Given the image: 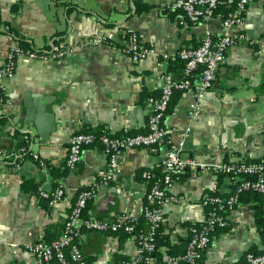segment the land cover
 I'll use <instances>...</instances> for the list:
<instances>
[{"label": "crops", "instance_id": "crops-1", "mask_svg": "<svg viewBox=\"0 0 264 264\" xmlns=\"http://www.w3.org/2000/svg\"><path fill=\"white\" fill-rule=\"evenodd\" d=\"M172 1L0 0V66L6 64L8 50L24 41L28 44L24 49L50 55L54 46L68 50L61 58L19 56L13 75L2 78L0 264H47L28 247L61 235L82 190L92 192L89 212L94 216L142 217L148 188L142 174L145 170L161 174L169 143L155 152L142 147L125 150L108 183L104 182L108 157L100 146L85 147L73 168L67 164L68 147L71 137L82 130L147 131L151 98L161 91L162 75H184L180 49L198 46L208 30L215 37L222 33L221 13L206 22L192 23L171 7ZM139 2L148 9L138 12ZM129 28L136 29L142 42L155 49L152 54L135 59L126 52ZM235 29L243 38L229 49L204 108L190 119L188 105L194 90H187L164 118L172 140L181 138L190 125L185 154L198 162L176 182L171 192L175 199L164 206V232L182 249L194 226L205 219L201 199L216 192H234L233 178L222 177L219 167L264 157V0L251 2L244 22ZM107 31L114 34L111 40L92 43ZM46 102L51 103L49 111ZM27 117L34 144L22 128L11 126ZM24 140L29 141L28 152L20 148ZM26 180L34 185L32 189L23 188ZM58 186L66 194L50 205L39 188L52 191ZM255 204L246 199L238 203L229 214L227 229L204 250V264H236L249 251L264 252L261 215ZM79 244L90 264H118V253L131 258L139 254L133 236L121 242L114 234L83 229ZM162 251L165 258L168 248Z\"/></svg>", "mask_w": 264, "mask_h": 264}, {"label": "built area", "instance_id": "built-area-1", "mask_svg": "<svg viewBox=\"0 0 264 264\" xmlns=\"http://www.w3.org/2000/svg\"><path fill=\"white\" fill-rule=\"evenodd\" d=\"M228 1L230 0H173L171 7L181 11L188 21L200 23L215 17L219 7ZM252 1L233 0L232 8L222 19V33L219 36L215 37L208 30L198 46L180 49L178 57L184 63V75L182 78H176L169 72L162 75L161 91L157 97L151 98L153 111L148 117L149 128L147 131L137 133L124 131L120 134H113L97 130H82L75 133L70 139L67 164L72 168L80 161L85 147H101L108 157V168L104 177L105 183L114 178L120 155L125 150L142 147L155 152L162 145L169 143L168 150L161 161V180L155 181L153 179L155 173L151 170H145L142 174L146 182L150 181L152 183L150 186L148 185L146 191V202L143 211L149 229L145 232L140 231L133 236L138 245L139 254L137 256L140 259L143 258L140 256L143 250L153 251L156 248L155 238L158 228L167 221L164 206L169 200L175 199L171 192L180 175L188 168L198 165L194 158L185 154L186 140L191 130L190 125L186 127L181 138L172 140V130L164 124V118L173 96L177 90H194V98L188 105L190 119H193L204 108L206 95L217 77L218 69L227 61L229 49L243 38V33H240L235 27L244 22V17ZM2 29L3 27L0 24V30ZM4 30H7V28L4 27ZM126 33L127 44L125 50L135 59L146 58L154 52V48L142 42L136 29L129 28ZM113 37V32L107 31L93 39L92 43L102 44ZM51 50V55L48 54V51L26 50L20 45H15L8 50L7 62L5 65L0 66V119L5 92L2 78L13 75L19 56L24 55L34 59H48L50 56L61 58L68 51L66 48L57 46H54ZM196 76H198L197 79H194ZM34 158L43 167L46 166V162L39 155L35 154ZM219 170L229 174L236 182L239 180L235 193L228 197L207 194L201 199V204L205 208L211 204H215L216 208L208 212V215L206 214L203 225L194 228L186 253L168 255L163 263H160L154 256H148L143 259L144 264H204L203 252L210 244V233L217 226L227 224L229 214L235 210L238 203L239 193L252 189L264 194V157L226 162L219 167ZM39 193L50 205H55L64 198L66 190L62 186H58L52 191L40 187ZM91 197V191L82 190L72 208L71 218L64 226L63 233L52 241L42 240L29 245L28 250L30 253L38 256L47 264H89L81 247L74 242V236L78 235L81 226L98 232L114 231L127 218H130L131 223L125 225V230L129 232L135 230L137 219L135 216L112 214L104 218H83L81 214ZM226 209L230 210L228 215L220 213ZM137 262H139L138 259L127 264H139ZM236 264H264V252L254 253L249 251L246 253L244 260Z\"/></svg>", "mask_w": 264, "mask_h": 264}, {"label": "trees", "instance_id": "trees-1", "mask_svg": "<svg viewBox=\"0 0 264 264\" xmlns=\"http://www.w3.org/2000/svg\"><path fill=\"white\" fill-rule=\"evenodd\" d=\"M140 1H141V0H140ZM139 3H140V4H138V8H139L138 12H141L142 10H143V11H146V10L148 9V5H146L144 2H139ZM233 4H234V3H233L232 1H231V2L228 1L226 4L221 5V6L219 7L218 11H217V12H218L217 14L221 13L223 17L226 16V15L228 14L229 10L232 8ZM21 44H22V47H25L26 45H28L25 41L22 42ZM183 70H184V63H183ZM180 78H182V77H180ZM194 79H197V76L194 77ZM183 91H184V90H177V91L175 92V94H174V96H173V99H172V101H171V103H170V106H169L168 111H169V110H172V111L174 110L175 106H173V104H175V103L177 102V100L180 98V96H181V94H182ZM3 120H4L3 118L0 119V124H1V122H2ZM87 130H94V129H87ZM129 133H134V132H129ZM14 136H17V132L14 134ZM19 145H20V148L26 150V152L29 151V150H28V146H29V141H28V140H24V141L20 142ZM30 153H31V152H29L28 155H29ZM185 172H186V171H185ZM185 172L182 173V174L180 175L179 180H182V179L185 177ZM153 173H155L153 179H154L155 181H160V180H161V174H160V172H159L158 170H156V171H153ZM219 173H220V175H221L222 177H223V176H226V175H229V174H227V173H225V172H223V171H220ZM229 176H230V175H229ZM233 180H234V186H235L234 192H232L231 194H227V195H226V194H221V193H217V192H216V193H214V194H212V195H220V196H223V197H228V196L232 195L233 193H235V191H236V186H237L239 180H238L237 182L235 181L234 178H233ZM147 183H148V185L150 186L152 182L147 181ZM33 186H34V185H33L30 181H28V180L24 181V183H23V188H24L25 190H30V189L33 188ZM245 199H246V200H254V201L256 202V204L254 205V207L257 209V211H258V212L260 213V215H261V224H260V227H261V231H262L263 234H264V231H263V225H264V217H263V214H264V212H263V207H264V194L258 193V192L254 191V190H252V189H250V190H244V191H242V192L239 193V195H238V201H237V202H238V203H239V202H242V201L245 200ZM238 203L236 204V206L238 205ZM215 208H216V205H215V204L208 205V206L206 207V214L208 215V212H210L212 209H215ZM229 212H230V210H229V209H226V210H223V211L220 212V213H222L223 215H228ZM118 215H119V214H118ZM81 216H82L83 218H90V217L104 218V217L101 216V215L94 216V215L90 214V212H89V200H88L87 205H86V207L84 208V210H83ZM141 220H142L143 222H141ZM144 222L147 223V221L145 220L144 216L142 215V217H141L140 219H136L135 230H134L133 232H129V231H126V230H125V225L128 224V223H131V220H130V218H127V219L123 222V224L120 225V226L118 227L117 230H114V231H106V232H104V233H111V234H114V235H116V236H119V237H120V241H121V242H124L128 237H130V236H134V235H136V234H137L138 232H140V231H143V232L148 231V229H149V225L147 226V228H144ZM165 223H166V222H165ZM165 223H163V224L158 228V232H157V235H156V238H155V241H156V248H155L153 251H146V250H143V251L141 252V254H140V256L143 257L142 259H140L139 256H136L135 258H131V257L125 255V254L118 253V254L116 255V262H117L118 264H120V263L127 264V263H130V262L133 263L134 261H136V260L138 259L139 262H137V263H139V264H144L143 259H144L145 257H148V256H154V257L157 258V260H158L160 263H163V262L165 261V258H164V253H163V251H162V247H164V246L168 248V254H169V255H179V254H184V253H186V251H187V249H188V243H189L190 236L192 235L194 228H196V227H197V228L200 227V226L203 225L205 222H204V221L199 222V223H197V224L194 226V228H193V230H192L190 236H189L188 239L184 242V244L186 245V247H185L184 249H182L180 246L178 247L176 244H172V243H171L168 234H165V232H164V229H165ZM147 224H148V223H147ZM227 224H228V221H227ZM227 224L224 225V226H217V227L214 229V231L210 233V239L212 240V238H213L214 236H216L217 234H219V233H220L221 231H223L224 229H227V228H226ZM63 229H64V228H63ZM83 229L91 230V229L85 228L84 226H82L81 228H79V233H78V235L74 236V242L77 243L79 246H80V244H79V237H80V234H81V232L83 231ZM62 233H63V231H62ZM62 233H61V234H62ZM211 240H210V242H211ZM80 247H81V246H80ZM81 249H82V248H81ZM168 254H167V256H168ZM87 260H88V259H87ZM88 262H89V261H88ZM89 264H90V262H89Z\"/></svg>", "mask_w": 264, "mask_h": 264}, {"label": "water", "instance_id": "water-1", "mask_svg": "<svg viewBox=\"0 0 264 264\" xmlns=\"http://www.w3.org/2000/svg\"><path fill=\"white\" fill-rule=\"evenodd\" d=\"M46 104L47 105L45 106V109H46V111H49L50 110V104L51 103L50 102H46ZM29 123H30V120L27 117L24 120H22L19 125H18V123H16V122L13 121L11 123V126L14 127V128H16V130L19 129V128H22L24 130L23 132L30 137L31 144H34L35 136H34L33 129L29 125Z\"/></svg>", "mask_w": 264, "mask_h": 264}]
</instances>
